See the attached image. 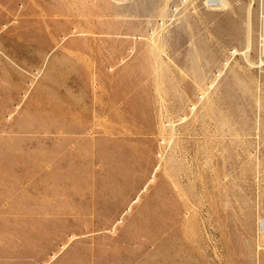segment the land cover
<instances>
[{
    "label": "rangeland",
    "instance_id": "1",
    "mask_svg": "<svg viewBox=\"0 0 264 264\" xmlns=\"http://www.w3.org/2000/svg\"><path fill=\"white\" fill-rule=\"evenodd\" d=\"M263 37L264 0H0V264H264Z\"/></svg>",
    "mask_w": 264,
    "mask_h": 264
},
{
    "label": "bare ground",
    "instance_id": "2",
    "mask_svg": "<svg viewBox=\"0 0 264 264\" xmlns=\"http://www.w3.org/2000/svg\"><path fill=\"white\" fill-rule=\"evenodd\" d=\"M118 2L120 1V0H117ZM219 2V6H225V2H226V0H218ZM235 51V50H234ZM236 53V52H235ZM260 63L261 64H263V61H262V59H261V61H260ZM260 64V65H261ZM176 186V185H175ZM259 227H260V229H261V231H264V220L262 219V220H260L259 221Z\"/></svg>",
    "mask_w": 264,
    "mask_h": 264
},
{
    "label": "built area",
    "instance_id": "3",
    "mask_svg": "<svg viewBox=\"0 0 264 264\" xmlns=\"http://www.w3.org/2000/svg\"><path fill=\"white\" fill-rule=\"evenodd\" d=\"M207 2L209 3L210 7H218L219 6L218 0H207Z\"/></svg>",
    "mask_w": 264,
    "mask_h": 264
},
{
    "label": "crops",
    "instance_id": "4",
    "mask_svg": "<svg viewBox=\"0 0 264 264\" xmlns=\"http://www.w3.org/2000/svg\"><path fill=\"white\" fill-rule=\"evenodd\" d=\"M263 41H264V37H263Z\"/></svg>",
    "mask_w": 264,
    "mask_h": 264
}]
</instances>
